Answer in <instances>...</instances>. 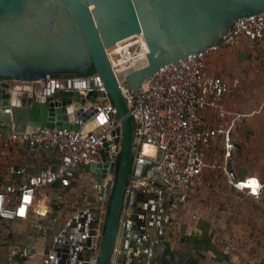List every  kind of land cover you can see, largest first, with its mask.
<instances>
[{
    "label": "water",
    "instance_id": "95a60500",
    "mask_svg": "<svg viewBox=\"0 0 264 264\" xmlns=\"http://www.w3.org/2000/svg\"><path fill=\"white\" fill-rule=\"evenodd\" d=\"M261 12L264 0H0V128L23 134L58 128L85 136L98 129L106 118L93 104L103 95L41 96V80L90 77L92 66L121 122L112 132L119 166L110 157L112 138L100 150L101 162L89 165L101 180L112 176L105 194L112 201L108 215L99 216L94 253L78 260L119 264L128 248L120 235L136 124L116 76L137 90L163 67L218 43L235 23ZM153 165H144L142 177Z\"/></svg>",
    "mask_w": 264,
    "mask_h": 264
},
{
    "label": "built area",
    "instance_id": "2783aa9c",
    "mask_svg": "<svg viewBox=\"0 0 264 264\" xmlns=\"http://www.w3.org/2000/svg\"><path fill=\"white\" fill-rule=\"evenodd\" d=\"M243 39L264 43V12L241 19L218 43L177 66L163 67L137 90L122 85L120 80L125 76H116L136 124V149L127 194L154 195L168 209L167 230L175 228L176 214L189 205L190 197L217 167L214 156L220 149L225 161L232 158L237 116H232L224 104L230 84L221 75L211 74L209 60L226 48L239 46ZM40 84L44 98L59 91L78 92L84 98L95 93L103 95L93 107L106 118L103 125L86 136L58 128L6 134L0 128V146L25 150L24 163L10 169V177L0 188V220L11 223L37 217L40 220L33 222L32 228L46 234L57 220L50 219L48 226L42 224L39 216H47V212L39 210L42 198L59 205L69 201L80 167L100 163V150L109 138L113 139L110 157L115 161L119 150L112 132L121 122L97 72L90 77L43 79ZM145 146L155 150L153 157L145 155ZM147 163L154 165L142 177ZM233 184L237 190H248L253 195L260 188L259 184L254 192L244 187L243 180ZM80 237L85 240L88 232L82 231ZM36 256V251L17 246L11 250L8 262L31 261Z\"/></svg>",
    "mask_w": 264,
    "mask_h": 264
},
{
    "label": "rangeland",
    "instance_id": "374dc122",
    "mask_svg": "<svg viewBox=\"0 0 264 264\" xmlns=\"http://www.w3.org/2000/svg\"><path fill=\"white\" fill-rule=\"evenodd\" d=\"M250 48L240 44L227 49L216 54L210 64L213 72L229 82L232 87L231 101L236 103L237 108L241 103L239 91L245 79L241 76H247L251 67L254 70L250 63L256 62L255 60L258 62V58L254 59L252 53L261 50ZM257 77L259 80L264 79V75L261 74ZM120 81L124 87L128 86L124 77ZM256 107L260 110V114L254 119L245 118L243 117L245 112L238 111L242 116L236 120L233 132L235 146L232 149V159L226 164L221 149L214 156L217 167L208 173L205 184L190 197L189 205L176 214L175 228L160 244L161 254L167 247L176 252L174 262L183 259L181 263L185 264V261L187 263L195 259L199 264H264V178L255 177L260 184L257 195L251 194L248 190H237L233 184L237 180L248 179L249 184L255 181L251 176L246 177L249 169L261 170L260 172L264 173L263 87ZM253 123L257 125L254 126ZM5 132L10 133V130L5 129ZM225 166L228 172L225 171ZM251 185L253 190L257 188L256 182ZM42 201L52 205L45 198H42ZM39 210L42 213L46 211L43 208ZM39 218L47 221L48 215ZM20 222L16 220L15 223L18 224H8L0 221V264H9L8 256L14 247L31 244L30 236L34 231L31 226ZM47 224L49 225V222ZM204 227H207V237H210L215 251L204 252L205 250L199 251L195 247L193 250L191 245L195 244V240L191 241L192 244L187 241L194 236L200 237ZM55 230L54 234H58L57 228ZM48 234L50 232L44 235Z\"/></svg>",
    "mask_w": 264,
    "mask_h": 264
},
{
    "label": "crops",
    "instance_id": "0c3cea01",
    "mask_svg": "<svg viewBox=\"0 0 264 264\" xmlns=\"http://www.w3.org/2000/svg\"><path fill=\"white\" fill-rule=\"evenodd\" d=\"M241 44L245 47H251L252 50L253 48L261 49L256 53H252L254 59L258 58V62L255 60L256 62L250 63V65H253L254 70L251 69L252 67H247L250 68V73L247 76H241L245 79L239 91L241 103L238 108L235 105L236 103L231 101L232 87H230V93L227 95L224 104L232 116H237V120L242 116V114H238L240 110L245 112L243 117L254 119L255 116L260 114L256 103L258 97H260L261 88H264V82H262L264 79L259 80L257 77L259 74L264 75V43H252L247 39H243ZM227 49L230 48L222 51ZM212 60L213 58L209 60L210 72L219 75L213 72L210 67ZM253 107L255 108L253 109ZM253 125L255 126L257 123H253ZM24 158V149L15 146L9 148L0 146V185L8 180L10 177L9 171L12 167H18L24 163ZM39 163L42 164L43 160L41 159ZM260 171L249 169L246 175V177H253L257 186H259V180L256 178H264V173ZM111 179L112 176L109 175L106 180H101L90 171L88 164L82 165L78 171L77 181L69 201L62 205L57 203L45 204L44 201H42L44 205L39 204V209L43 208L47 212V222H49V219L57 220L49 231L50 234H39L32 228V223L39 221L37 217L30 221L20 222L31 226L34 231H32L33 235L30 236L29 243L31 244L23 248L36 251L37 256L31 261L16 260L12 264H61L63 255H70L69 259L64 260V264H78L79 262L84 264L78 260L77 256L87 253L88 250L91 253L95 251L97 239L100 235L99 216L103 213L108 215L110 199H107L105 194ZM245 181L248 183L247 180ZM168 214L166 206L160 204L154 195L127 194L120 238L123 246L128 248L121 251V262L119 264H160V257L162 256L160 244L172 231L167 230L165 223ZM8 224L18 223L14 221ZM56 228L58 234H54ZM82 231L88 232V237L85 240L80 237Z\"/></svg>",
    "mask_w": 264,
    "mask_h": 264
},
{
    "label": "trees",
    "instance_id": "16d2710c",
    "mask_svg": "<svg viewBox=\"0 0 264 264\" xmlns=\"http://www.w3.org/2000/svg\"><path fill=\"white\" fill-rule=\"evenodd\" d=\"M94 73H96V69H95V67L92 66L91 69L89 70V72L86 73V75H91ZM119 163H120V156L117 159V166H119ZM2 184H4V183H2ZM111 201H112V196L110 197V205L108 207V213L110 210ZM2 222H4V221H2ZM7 223H9V222H7ZM47 223H48L47 221L42 222V224L44 226H47L48 225ZM203 231L204 232L200 237L194 236L195 239L193 237L190 239H187V241L191 244L193 243L191 241L195 240V244L191 245V249L194 250V247H195L199 251H201V250H205L204 252L215 251V248L212 246L210 237H207V234H208L207 227H204ZM175 257H176V252L171 251V249L169 247H167L165 249V251L163 252L162 256L160 257V264H183V263H181L183 261V259L179 260V262H177V261L174 262ZM185 264H199V263L195 259H191L190 261H187V263L185 261Z\"/></svg>",
    "mask_w": 264,
    "mask_h": 264
},
{
    "label": "bare ground",
    "instance_id": "6f19581e",
    "mask_svg": "<svg viewBox=\"0 0 264 264\" xmlns=\"http://www.w3.org/2000/svg\"><path fill=\"white\" fill-rule=\"evenodd\" d=\"M143 151L145 153V155L147 157H153V155L155 154V150L153 148H151L150 146H145L143 147ZM245 183L244 187L246 188H253L251 184L247 183L245 180H243V184ZM258 187V186H257ZM257 189L254 188V191H256Z\"/></svg>",
    "mask_w": 264,
    "mask_h": 264
},
{
    "label": "snow or ice",
    "instance_id": "6c2138e0",
    "mask_svg": "<svg viewBox=\"0 0 264 264\" xmlns=\"http://www.w3.org/2000/svg\"><path fill=\"white\" fill-rule=\"evenodd\" d=\"M251 184H255V181H252Z\"/></svg>",
    "mask_w": 264,
    "mask_h": 264
}]
</instances>
